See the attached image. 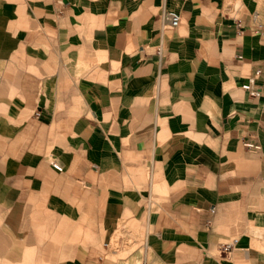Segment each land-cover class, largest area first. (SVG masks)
<instances>
[{"label": "crops", "instance_id": "0c3cea01", "mask_svg": "<svg viewBox=\"0 0 264 264\" xmlns=\"http://www.w3.org/2000/svg\"><path fill=\"white\" fill-rule=\"evenodd\" d=\"M263 22L264 0H0V264H264Z\"/></svg>", "mask_w": 264, "mask_h": 264}, {"label": "built area", "instance_id": "2783aa9c", "mask_svg": "<svg viewBox=\"0 0 264 264\" xmlns=\"http://www.w3.org/2000/svg\"><path fill=\"white\" fill-rule=\"evenodd\" d=\"M165 17L167 18V20L169 21V25L171 27H176L179 23V15L172 11V10H165ZM258 33L261 35V36H264V22L262 24H260L258 26ZM255 75H257L259 73V70H255ZM253 83V78H250L249 80V84H247L246 86H244L251 95L253 96H256L259 94L260 90L259 89H256V88H252L251 87V84ZM39 112H35V115H38ZM52 167L58 171L61 170V167L55 163V162H52L51 163ZM236 243V239H233V240H230V241H226V242H222L220 243L219 245V248L222 252L226 253V252H229L234 244Z\"/></svg>", "mask_w": 264, "mask_h": 264}]
</instances>
